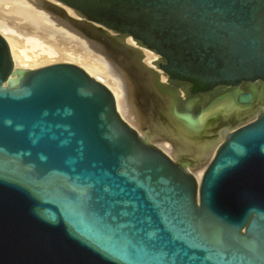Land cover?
I'll return each instance as SVG.
<instances>
[{"label": "water", "instance_id": "95a60500", "mask_svg": "<svg viewBox=\"0 0 264 264\" xmlns=\"http://www.w3.org/2000/svg\"><path fill=\"white\" fill-rule=\"evenodd\" d=\"M57 1L116 31L84 28L150 73L175 116L212 109L194 114L199 94L264 82V0ZM12 71L0 35V264H264V112L226 138L198 184L75 64L26 72L14 88ZM251 87L241 106H253Z\"/></svg>", "mask_w": 264, "mask_h": 264}, {"label": "bare ground", "instance_id": "6f19581e", "mask_svg": "<svg viewBox=\"0 0 264 264\" xmlns=\"http://www.w3.org/2000/svg\"><path fill=\"white\" fill-rule=\"evenodd\" d=\"M3 1L8 3L10 0ZM22 11L23 19L28 27L27 37L23 36L25 40L20 39V41L24 40V43L20 42L24 44L23 46L19 45V41L16 42L20 37L16 35L17 38H15V33L8 28V24L6 26V23H2L4 26H0L1 37L7 44L9 43L8 48L13 64L12 74L5 86L17 87L24 73L33 71L27 68L34 66V63L41 59L48 61H45L46 64L41 61L45 65L37 64L40 68L70 64L62 61L66 60V58L62 59L63 55L67 59L74 57L77 62L75 66L78 64L82 66L84 62L88 63H85L86 65L84 64L81 69L88 75H92L93 79L112 93L116 111L120 117L143 140L162 150L173 161L183 164L194 175L198 184L201 183L208 165L226 138L236 129L256 120L264 112V91L259 89L261 83H254L252 107L241 106V103L237 101L239 89H236L231 94L214 101L212 109L201 111L197 120L175 116V100H170V94L154 89V77L150 73L137 68L128 56L122 55L103 43L84 28L88 26L95 34L108 38L116 36V31L84 20V16L79 15L77 10L57 0H30ZM73 38L78 41L77 43L91 46V49L97 51L96 53L102 52L107 57V62L111 61L118 67L117 72L122 73L123 77H121L125 81L122 80V84H118L114 79L118 77L117 73L113 78H109L98 69H94L95 66L92 63L84 61L81 54L77 52L72 54ZM68 39L71 40L67 41ZM125 41L127 46L143 53L142 63L162 74V70L154 66L158 58L150 49L140 46L132 37ZM53 44L64 45L63 55L60 54L61 58L57 56L56 48L55 51L52 48V51L51 46H48ZM27 50L28 53L31 52L30 55H27ZM126 84L129 87L128 92L124 89ZM112 85H116L113 92L109 89ZM249 118L254 119L249 120ZM201 166L203 169L197 177L196 170Z\"/></svg>", "mask_w": 264, "mask_h": 264}, {"label": "rangeland", "instance_id": "374dc122", "mask_svg": "<svg viewBox=\"0 0 264 264\" xmlns=\"http://www.w3.org/2000/svg\"><path fill=\"white\" fill-rule=\"evenodd\" d=\"M1 1H2V3H1ZM11 1V2H10ZM8 3H5L3 0H0V26L2 27V25L4 24V23H6V26H7V24L9 25L8 26V28L9 29H11L12 31H13V33H15V38H17L16 37V35L17 36H19L20 38L19 39H17L16 40V42H18V43H20V42H22V43H24L23 41L25 40L24 39V37L23 36H25V37H27L26 35H28V27H27V23L25 22V19H23V11H22V9H23V7H26V5L30 2V0L28 1V0H10ZM12 1H14V2H12ZM26 2V3H25ZM8 4V5H7ZM23 6V7H22ZM9 22V23H8ZM3 23V24H2ZM26 24V25H25ZM4 26V25H3ZM1 27H0V31H1ZM24 39L23 41H20V39ZM21 39V40H22ZM71 39H68L67 41H70ZM78 41H76V39L75 38H73V40H72V42H71V45H72V48H71V50L73 51L72 52V54H81V56H82V59L84 60V61H87V62H89V63H92L93 64V66H95V68L94 69H98L103 75H105V76H108L109 78H113L114 77V74L115 73H117L118 74V77H114V79L116 80V82H118V84H122V80H124L122 77V73L121 74H119L118 72H117V70H118V67L113 63L112 64V62L111 61H109V62H107L108 61V59H107V57L102 53H100V52H98V53H96L93 49H91V46H89V45H86V44H81V43H77ZM22 43H20L19 45H24V44H22ZM9 44V43H8ZM140 46H142L140 43H138ZM10 46V45H9ZM48 46H51V50H52V48H54L53 50L55 51V48H56V52H57V56L58 57H60L61 55V53H62V55H63V49H64V45L63 44H58V45H56L55 46V44H53V45H48ZM48 46H46V49H48L47 47ZM84 46V47H83ZM25 47V46H24ZM23 47V48H24ZM60 47H63V48H61L60 49ZM142 47H144V46H142ZM60 50V52H59V50ZM11 49V48H10ZM52 50V51H53ZM62 50V51H61ZM91 50V51H90ZM77 52V53H76ZM12 53V52H11ZM27 55L29 54H31V52L30 53H28V50H27ZM58 53H59V55H58ZM100 53V54H99ZM13 57V56H12ZM62 57V59H64V58H66V60H62V61H67V62H65V63H70V64H77V62H75V60H74V57L73 58H71V57H69L68 59H67V57L65 56V55H63V56H61ZM60 57V58H61ZM104 57H106V58H104ZM106 59V60H105ZM14 60V59H13ZM42 61V59L39 61V62H36V63H34V66H32V67H28L27 69H29V70H35V69H38V68H40L39 67V65H37V64H39V63H45V59H43V61ZM48 61V60H47ZM46 61V62H47ZM83 61V62H84ZM14 63H15V60H14ZM42 63V64H43ZM86 62H84V63H82V66H81V64H78V65H80L79 67L80 68H82V67H84L83 65L85 64ZM158 63H159V60L158 61H156V63L154 64V66L158 69L159 68V66H158ZM41 64V65H42ZM46 64V63H45ZM45 64H43V65H45ZM86 64H88V63H86ZM85 64V65H86ZM77 65V66H78ZM16 67V66H15ZM83 69V68H82ZM122 76V77H121ZM108 77L106 78V79H108ZM125 81V80H124ZM129 82V81H128ZM127 85V86H126ZM125 86H124V89H125V91H127L128 92V84H126ZM109 89L113 92V90H115L116 89V85H112V87L110 86L109 87ZM127 95V94H126ZM219 99V98H218ZM216 101V100H215ZM203 111V110H202ZM250 119H254V118H249V120ZM236 127V126H235ZM203 168H202V166L201 167H199V168H197V170H196V176L198 177V175L200 174V171L202 170Z\"/></svg>", "mask_w": 264, "mask_h": 264}, {"label": "flooded vegetation", "instance_id": "af4514ba", "mask_svg": "<svg viewBox=\"0 0 264 264\" xmlns=\"http://www.w3.org/2000/svg\"><path fill=\"white\" fill-rule=\"evenodd\" d=\"M162 62H159L158 66ZM260 82L263 84V91H264V82H262V81H260ZM170 83L173 86L178 87V89H180L183 92L184 97L186 99H190L192 97V95L190 93V85H188L186 83L172 82V81H170ZM254 83H256V82H244L238 87L239 94L237 95V101L239 103H241L240 97L242 95H244V94H247V95L251 94L252 95L253 94V90H252L251 86ZM235 89L236 88H232V87H218V88L214 89L211 92L199 94L197 96L196 106H195V108L193 110L194 114H196L203 106H205V105L217 100L220 97H223L225 95L231 94L232 92H234ZM241 104H245V103H241Z\"/></svg>", "mask_w": 264, "mask_h": 264}]
</instances>
